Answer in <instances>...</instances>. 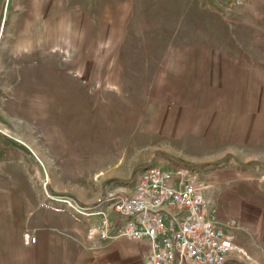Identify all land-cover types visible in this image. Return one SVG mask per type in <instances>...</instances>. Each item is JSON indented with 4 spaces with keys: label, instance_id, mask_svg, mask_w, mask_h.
I'll return each instance as SVG.
<instances>
[{
    "label": "rangeland",
    "instance_id": "1",
    "mask_svg": "<svg viewBox=\"0 0 264 264\" xmlns=\"http://www.w3.org/2000/svg\"><path fill=\"white\" fill-rule=\"evenodd\" d=\"M150 165L221 177L225 264H264V0H0V264H95L21 212L43 173L90 203Z\"/></svg>",
    "mask_w": 264,
    "mask_h": 264
},
{
    "label": "built area",
    "instance_id": "2",
    "mask_svg": "<svg viewBox=\"0 0 264 264\" xmlns=\"http://www.w3.org/2000/svg\"><path fill=\"white\" fill-rule=\"evenodd\" d=\"M42 183L47 199L64 203L83 217H99L101 240L149 241V264H225L233 253L244 251L230 229L237 219L221 222L210 210L206 194L210 184L196 167L147 166L131 192L110 194L90 204L53 192L47 173ZM111 213L123 221L117 223Z\"/></svg>",
    "mask_w": 264,
    "mask_h": 264
},
{
    "label": "crops",
    "instance_id": "3",
    "mask_svg": "<svg viewBox=\"0 0 264 264\" xmlns=\"http://www.w3.org/2000/svg\"><path fill=\"white\" fill-rule=\"evenodd\" d=\"M221 1L227 4L232 3L228 0H221ZM238 5L241 6L246 5V0H243V2ZM173 167H169V168H173ZM205 179L210 184V187H212L216 183V180L220 181L221 177L217 179L216 175H210ZM136 183L135 184L133 183L134 186L136 185ZM134 186L132 187V189L134 188ZM50 188L55 193L66 194V195L70 194L67 192L57 191L56 188L54 189L52 187ZM207 199L209 201L210 210L214 211L217 214L221 222H225L230 218H236L233 216H229L226 217L225 219H221V217L219 216V211L215 206V204L210 200L208 193H207ZM32 211L33 212L30 215H28L27 212H21V213L23 214L25 213L27 218L29 216L33 220L35 218V222H37L38 224L37 226H35L37 228L46 227L51 231L52 230L54 232L56 231L57 234L63 233V235H66L70 238H74L75 236L78 238L80 233H88V237L93 241L92 260L95 262V264H149L148 259L152 251V246L149 241L145 240L138 242L127 237H121L119 239L112 241H103L98 237L97 226L99 224V217H89V218L83 217L72 211L66 204L59 203L46 198H44L42 202L41 201L38 202L35 208L33 207ZM111 216L117 223L123 221L121 218H118L116 215H114V213H111ZM16 219L18 220V218ZM236 219L238 221L237 224L234 227H230V229L236 235L237 240L239 242L240 240L237 235V230H239L238 229L239 227L240 230H242L244 226L242 225L240 219L238 218ZM49 234L51 233L49 232ZM32 262H34V260ZM26 264L29 263L27 262Z\"/></svg>",
    "mask_w": 264,
    "mask_h": 264
}]
</instances>
